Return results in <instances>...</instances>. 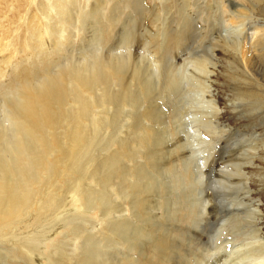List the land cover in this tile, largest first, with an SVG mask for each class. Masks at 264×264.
Returning a JSON list of instances; mask_svg holds the SVG:
<instances>
[{
    "label": "bare ground",
    "instance_id": "obj_1",
    "mask_svg": "<svg viewBox=\"0 0 264 264\" xmlns=\"http://www.w3.org/2000/svg\"><path fill=\"white\" fill-rule=\"evenodd\" d=\"M257 1L263 2L264 6V0ZM43 2L49 6L55 4L59 8H65L70 4H77L79 0ZM233 37L234 40H228L225 34L220 39L226 42V46L229 45L228 48L236 50L240 54L243 66L248 67L253 63V56L252 52L248 53L242 49L244 46L242 43H245L249 50H260L257 46L260 41L255 42L256 32L252 36L250 34L249 42L248 38L242 40L238 37L237 40V36ZM217 41L219 42V39ZM170 53L169 55H173ZM134 54L131 53L130 46H126L124 51H113L109 56H96L86 68L77 63V66H67L56 77L49 78L44 74L49 80L38 87H30V84L28 86L25 82L22 84V81H19L22 86L18 83L14 89L7 90L9 93L6 94L12 97L0 102V241L3 240L2 235H6L3 233L6 226L12 224L14 226L19 220L25 221L23 218L30 213L32 219L23 225L24 231L18 228L10 233L13 244L7 245L13 246L0 247V264H15L18 258H23L28 264L61 262L51 258L49 247L53 228L57 223L54 221H63L68 226L73 222L74 215L68 214L72 209L70 205L64 210L66 215L61 212L67 204L63 191L71 193L69 203L74 210L78 206H83L84 210L87 208L92 213L93 210H101L99 219L111 224L114 231L112 233L117 237L116 245L127 248V251L123 252L121 246L117 247L116 264H167L166 258L174 262L172 264H202L203 252H206V255L211 249L216 250L218 239L226 231L234 234H228L223 239L234 242L241 240L240 244H243L245 234L249 238L246 244L250 246L236 247L239 250L236 253V262L240 264L264 262V216H252L249 210L251 206L256 208L260 206L259 200L250 198L252 195L250 186L255 180L248 178L250 184L247 181L232 182L233 177L232 180L229 179L231 169L227 171L224 166L223 168L216 166L217 158L210 155L203 161L197 160L200 145L205 146L206 142L194 132L192 135L198 136V139L195 136L191 140L189 135L192 129L196 131L197 128H202L208 134L217 136L214 143L215 152L223 148L220 142L226 137L221 139L223 130L217 123L219 111L211 85L206 80L183 73L182 64H185L186 60L183 58L180 61L169 62L165 52L161 53L160 59L153 61L152 68H148L150 70L148 76L144 77L146 69L142 74V67H139ZM163 55L167 56L165 59L168 62ZM262 55L260 58H264V51ZM207 62L211 61L208 58L196 59L194 65L202 73V77L205 75L209 78L211 72ZM131 67L133 71L128 73ZM28 72L30 71H26ZM25 77L27 80L32 78ZM6 81L5 79L4 82ZM132 84L138 86V89H132ZM3 88V84L0 83V95L7 92ZM86 89L92 91L94 95L92 97L86 95ZM96 91L100 93L97 95ZM237 95L243 100L244 96ZM199 99L209 104V110L195 103ZM230 103L232 104L231 101ZM110 106L113 108L111 114L108 110ZM125 106H130L131 111L125 112ZM102 113H108L110 119L100 117L99 114ZM121 116L125 119L120 123ZM127 120L134 122V128L140 134V143H150L147 144L149 147L143 150L148 165L142 159L140 164L136 160L133 164L130 163L131 165L121 163L125 157H130L128 150L125 151L124 148L112 155L108 154L104 162L96 164L93 151L97 147L99 132L102 129L106 130L107 127L121 130ZM180 131H184L186 135L179 137L177 134ZM67 132L71 133L69 138H66ZM151 144L153 146H150ZM258 148L264 152V141L259 147L252 149L258 152ZM257 157L260 156H250V162ZM179 162H182L183 173L178 170ZM240 163L241 161L235 164ZM244 168L236 167L235 174L247 177L250 170L246 172ZM176 170L180 181L177 178L176 184L170 185L157 182L159 178L150 172L168 175L169 171ZM254 171L253 173L257 175V171ZM144 177L147 178L142 180ZM126 181L128 182L124 184ZM115 182L120 183L114 188L113 200L110 196L111 187ZM161 187L163 190L169 189L163 192L160 190ZM179 187L182 188V192L177 193L176 197L185 202L183 205L185 211L180 217L176 211L182 208L174 205L171 207L169 203H176L173 194H176ZM232 190L234 195L229 205L223 204L222 199L232 194L230 193ZM220 201L222 205H219ZM162 218L178 223L174 225L162 223ZM248 219L252 221L249 222ZM30 227L31 229H28ZM248 227L250 229H247ZM37 228L39 231H36ZM72 230L73 237L82 239L83 242L86 237L82 236L84 235L82 227H72ZM213 233L217 234V241L214 240ZM198 245L201 252H198ZM45 250L49 251V257L43 260L42 254ZM223 251L213 252V261L209 264L226 262L228 253ZM113 252L115 254V251ZM87 258L82 257L77 263L71 264H90L91 261ZM7 259L12 261L7 263ZM113 262L115 264V261Z\"/></svg>",
    "mask_w": 264,
    "mask_h": 264
},
{
    "label": "rangeland",
    "instance_id": "obj_2",
    "mask_svg": "<svg viewBox=\"0 0 264 264\" xmlns=\"http://www.w3.org/2000/svg\"><path fill=\"white\" fill-rule=\"evenodd\" d=\"M43 1L46 2V0H0V83L3 84V90H12L18 83L22 86L24 82L28 86L31 85L30 87H38L46 83L49 78L60 75L67 66L83 65L86 68L91 64L90 62L96 59V56H109L113 51H124L126 46H130L131 53H135L134 58L138 61L139 67H142V74H144V70L146 69L144 77L148 76L150 72L148 68H152L153 61L160 59L164 52L167 53L168 57L163 55V58L167 57L169 62L172 60L180 61L184 58L186 63L182 64V66L184 65L182 72L206 80L211 85V91L214 93L216 107L219 111L217 123L220 129L223 130L221 139L226 137V140L224 138L223 141L220 139V146L223 148L215 152L214 143L217 136L208 134L202 128H197L196 131L192 129L189 132L191 140L198 134L206 142L205 146L204 144L200 145L201 149L198 152L197 160L203 161L210 155L217 158L216 166L221 168L224 166V169L226 167L227 171L231 169L229 171V179H233L232 182L247 181L249 183L250 179L248 178L250 177L252 180H255V182H252L253 185L250 186L252 188L250 198L259 200L260 206L258 208L251 206L249 210L252 216H264V152L261 148L257 149L258 152L252 149L259 147V144L261 145L264 141V58H260V55L264 51V49L262 51V48H264V33H262L264 32L263 2H258L257 0H86V2L88 1L86 3L83 0H79V2H76L77 4H72L73 7L70 4L65 8H59L55 4L49 6V4L47 5ZM87 4L89 9L87 8ZM253 31L256 32L255 42L260 41V44H257L260 50H249L247 45L242 43L244 45L242 49L248 53L252 52L251 56H253V63L246 67L242 64L240 54L233 48H228L229 45L226 46V42H222L220 37L227 34L228 40L232 41L235 39L233 36H237L236 39L238 37L242 40L248 38L249 42L250 34L252 36L255 33ZM216 39H219V42ZM163 41L165 42L163 43ZM160 42L162 44H159ZM229 43L232 44V42ZM224 47L226 48L224 49ZM167 48L169 49L168 52ZM169 52L173 55H169ZM207 58L211 61L207 62L211 72L209 78L205 75L202 77V73L194 65L196 59L206 60ZM167 59H165L166 62H168ZM28 70L30 72L26 73ZM131 71H133L132 67L128 69V73H132ZM33 72H36L38 76ZM29 73L33 75H29ZM180 73L178 72V74ZM23 74L28 78L29 76L32 77L30 78L31 80H27ZM44 74H47L49 78ZM241 74L248 76L241 77ZM16 75L22 80L18 79ZM13 77L18 79L17 83V79L15 80ZM45 78L46 80H44ZM5 79L8 82H4ZM19 81H22V84ZM132 89H138V86L132 84ZM8 91L0 95V102L12 97L6 94L9 93ZM99 93L100 91H96L97 95ZM85 94H88L89 97L94 95L92 91L87 89L85 90ZM237 94L244 96L243 100ZM193 96L196 98L195 94ZM195 103L209 110L207 102L199 99ZM124 109L125 112L131 111L130 106H125ZM108 110H110V114L113 113L112 106ZM99 116L110 119L108 113H102ZM124 119L125 117L121 116L119 118L120 123ZM102 130L99 132L97 147L93 151L96 164L104 162L106 157L109 156L108 154L112 155L124 148L125 151L128 150L127 152L130 157H125V160L121 163L131 165L136 160L140 164L142 159L148 165L147 159H145L146 155H144L145 151L143 150H146L150 143H143L144 145L140 143V134L134 128L132 120H127L121 130H114L111 127ZM107 130L108 132H106ZM193 132L196 135H192ZM65 135L66 138H69L71 133L67 132ZM177 135L181 137L185 136L186 133L180 131ZM199 137L196 136L195 138L198 139ZM227 143L228 145H226ZM150 146L153 145L151 144ZM134 147L136 151H133L135 150ZM256 155L260 157L250 162V156ZM239 161H241L240 164H235ZM143 162L142 164H144ZM181 164L182 162H179L177 167L179 168V172L183 173L184 168L183 165L181 167ZM236 165L245 167L246 172L250 170L252 175L250 172L247 173V177L236 175L237 170H234L238 167ZM251 168L254 169L252 170ZM253 171L258 174L256 175ZM150 172L159 178L157 182H162V185L164 183H168V185L172 183L176 184L177 175L179 174L177 170L175 172L169 171L170 174L168 175L165 173H161L160 175L154 171ZM146 178L144 177L142 180ZM177 180L180 181V178ZM127 182H124V184ZM118 183L120 182L113 183L110 199L115 200L113 193ZM92 186L96 185L93 184ZM168 189L163 190V187H161L160 190L166 192ZM233 191L230 192L232 194L222 199L224 201V203L222 202L223 204L229 205L230 199L234 195ZM181 192L182 188L179 187L176 190V194H173L176 203L169 202L171 207L174 205V207L182 208L176 211L179 217L185 211L183 208L185 202L176 197L177 193ZM63 194L67 204L61 212L63 215H66V213L64 214V210H67L71 206V212L68 214L74 215V217L72 216L73 222L69 226L63 221H54V223H57L54 225L53 234L50 239L51 246L49 247V251H51V258L56 262L61 260L58 264L77 263L82 257H88V261H91L90 264H114L113 261L116 264V257H118V251L116 250L121 245H116L115 239L117 237L115 233H112L114 231L111 224L99 219L101 210L96 209L92 213L87 208L84 210L83 206H78L74 210V207L69 203L71 193L63 191ZM111 202L113 203L112 200ZM219 205H222L221 201ZM81 209H83L84 213H82ZM23 219L25 221L21 222L19 220L16 222L19 226L14 223L15 227L12 226L13 224L5 227L3 233L6 235H2L3 240L0 241V247L13 246L7 245L13 244L10 233L18 228L20 231H24L23 225L32 219L31 213ZM161 221L162 223L172 225L178 223V221L164 218ZM248 221L251 222L252 220L248 219ZM76 226H80L83 229L84 235L82 236L83 238L84 236L86 237L83 239V242L82 239L79 240L73 237L72 227ZM28 229H31V227ZM247 229H250V227ZM36 231H39V228ZM228 234L233 235L234 233L226 231L219 239L216 237L217 234L213 233L214 240L217 241L218 239V248L216 250L211 249V252H208L206 255V252H203L202 264L212 263L214 253L219 250L220 252L224 250L223 252L226 253L227 251L228 253L226 254L227 261L223 264H240L236 262V253L239 252L236 247L240 245L242 247L250 246V244H246L249 238L245 234V243L240 244L241 240H235L234 242L233 240L223 239ZM69 239H72V241ZM110 241L112 243L114 241V243L112 244ZM108 242L111 244H108ZM112 246L114 249H112ZM121 247L123 252L127 251L126 247ZM197 248L198 252H201L199 245ZM49 251H43V260L49 257ZM113 251H115V254ZM210 254L212 255L210 256ZM87 255H90V257ZM11 261L12 259H7V263ZM83 261L85 260L83 259ZM166 263L172 264L174 262L166 258ZM15 264L28 263L23 258H18ZM243 264L256 263L248 262Z\"/></svg>",
    "mask_w": 264,
    "mask_h": 264
}]
</instances>
